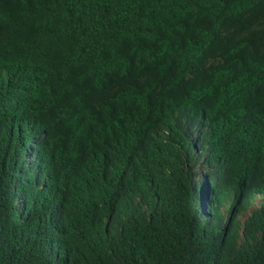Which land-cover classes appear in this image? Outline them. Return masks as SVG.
Returning a JSON list of instances; mask_svg holds the SVG:
<instances>
[{"label":"trees","instance_id":"16d2710c","mask_svg":"<svg viewBox=\"0 0 264 264\" xmlns=\"http://www.w3.org/2000/svg\"><path fill=\"white\" fill-rule=\"evenodd\" d=\"M0 264H264V0H0Z\"/></svg>","mask_w":264,"mask_h":264}]
</instances>
